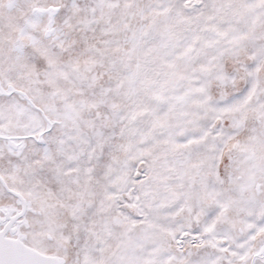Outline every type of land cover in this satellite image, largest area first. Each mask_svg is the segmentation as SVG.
<instances>
[{
    "label": "snow or ice",
    "instance_id": "1",
    "mask_svg": "<svg viewBox=\"0 0 264 264\" xmlns=\"http://www.w3.org/2000/svg\"><path fill=\"white\" fill-rule=\"evenodd\" d=\"M0 264H264V0H0Z\"/></svg>",
    "mask_w": 264,
    "mask_h": 264
}]
</instances>
